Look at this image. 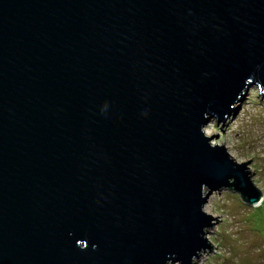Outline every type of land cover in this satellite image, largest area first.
<instances>
[{"label":"water","instance_id":"water-1","mask_svg":"<svg viewBox=\"0 0 264 264\" xmlns=\"http://www.w3.org/2000/svg\"><path fill=\"white\" fill-rule=\"evenodd\" d=\"M253 85L264 0H0V264H194Z\"/></svg>","mask_w":264,"mask_h":264},{"label":"rangeland","instance_id":"rangeland-1","mask_svg":"<svg viewBox=\"0 0 264 264\" xmlns=\"http://www.w3.org/2000/svg\"><path fill=\"white\" fill-rule=\"evenodd\" d=\"M211 144L223 145L238 162H246L262 200L250 205L232 189L213 191L205 210L216 217L206 237L214 246L195 264H264V96L250 86L235 114L204 125ZM179 264V263H174Z\"/></svg>","mask_w":264,"mask_h":264},{"label":"bare ground","instance_id":"bare-ground-1","mask_svg":"<svg viewBox=\"0 0 264 264\" xmlns=\"http://www.w3.org/2000/svg\"><path fill=\"white\" fill-rule=\"evenodd\" d=\"M196 262H194V264H195Z\"/></svg>","mask_w":264,"mask_h":264}]
</instances>
